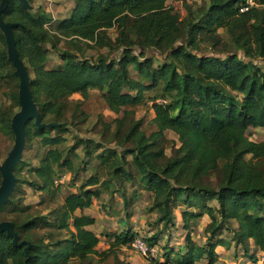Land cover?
<instances>
[{"label":"trees","instance_id":"16d2710c","mask_svg":"<svg viewBox=\"0 0 264 264\" xmlns=\"http://www.w3.org/2000/svg\"><path fill=\"white\" fill-rule=\"evenodd\" d=\"M32 2L6 0L0 9L38 111L23 124L24 146L12 167L15 186L0 203V224L12 229H0V264H132L120 258V247L137 238L158 249L155 256L145 254L149 264H216L217 246L232 243L253 258L251 239L264 250V139L246 136L250 128L264 129V66L256 62L264 61V9L242 11L246 0H208L196 11L185 3L183 24L168 0H73L60 18ZM220 28L236 49L225 55L201 51L200 36ZM61 41L69 46L60 52L63 63L49 68L47 44ZM87 46L107 51L87 56ZM20 83L0 24V101L8 96L0 103V158L15 145L16 135L10 136L20 99L13 90ZM150 110L155 116L148 123L136 118ZM92 122L101 137L76 129ZM166 130L178 135V145ZM93 160L99 171L79 175ZM28 166L32 178L26 182L40 191L39 204L50 207L45 214L20 193L19 172ZM73 171L76 189L58 201L59 180ZM111 185L125 207L150 192L149 209L161 225L139 235L130 223L109 233L108 248L99 250V235L89 227L96 217L84 209ZM181 203L187 230L208 216L203 243L188 233L186 244L176 246L168 237Z\"/></svg>","mask_w":264,"mask_h":264},{"label":"rangeland","instance_id":"374dc122","mask_svg":"<svg viewBox=\"0 0 264 264\" xmlns=\"http://www.w3.org/2000/svg\"><path fill=\"white\" fill-rule=\"evenodd\" d=\"M208 0H168V3L174 7V10L176 13H178L180 20L184 24L186 22V14L187 10L185 8V3H188L191 5L192 10L196 11L199 9V7L205 6L207 4ZM41 5L46 10L48 9L53 17L60 18L64 17L66 15L67 10L72 7L73 0H33L31 3V6H39ZM262 10L261 8L257 7V11L259 12ZM108 35L111 38H114L116 35L115 28H111L108 30ZM200 45H201V51L208 54H218V55H225L228 52L234 51L235 45L231 38V35L228 31L224 28L218 29L215 33L209 34V35H203L200 36ZM47 46L49 47V54H48V67L52 68L55 66H58L60 63H63L62 58L60 57V52L64 50L65 48H69L68 44L65 41H61L57 44V47H53L52 44L48 43ZM107 51L106 48L97 49L94 47H85L84 53L87 56H93L96 57L100 52ZM150 53H154V50H150ZM242 53V52H241ZM160 57V55H158ZM158 61V60H156ZM257 64L260 66H264L263 60H256ZM21 86H17L14 88V93H17L18 95L21 94ZM73 97H81L79 94H75ZM8 101V96H3L0 103H4ZM23 107L21 103L18 105L16 112L20 113L22 111ZM105 113H112L109 109L104 110ZM115 115V114H114ZM155 116V112L153 110L150 111H138L136 113V118H142L144 123H148L153 117ZM95 123L92 122L88 128H84L83 123H79L76 125V129H78L79 133H87V135H93L97 138L101 137L102 135L98 133L95 128ZM166 136L169 139L175 140L176 144H179L178 135L171 131L166 130L165 131ZM67 136L69 139V142L72 144L74 142V136L72 134V130H69L67 132ZM246 136L253 140H263L264 139V129L262 128H250L246 132ZM11 138L15 139V133L13 132L10 136ZM104 138V136H103ZM107 136L103 139L105 140ZM102 140V141H103ZM13 150V146H8L6 148V151L4 152L3 156L0 158V164L5 165V162L7 161L8 157L10 156V153ZM171 150L168 149V152ZM76 161L77 166H81L80 161L78 158H74ZM60 163H65L64 161H61ZM100 162L97 160H93L90 164V167L86 170H79L78 174L83 175L85 174L87 177L91 176L92 174H95L99 171ZM73 172H68L64 177L63 181H59L58 185V195L57 199L58 201H63L66 195L70 192L76 189L71 182H72V174ZM20 178L22 179L20 182L17 181L18 184H20V193L23 197L24 203H31L37 205V207L41 210L42 213H47L50 210V207L47 205H40V191L34 189L29 185V183L26 182V179L32 178V171L31 167L28 166L22 171L19 172ZM79 181H81V177H79ZM24 179V180H23ZM77 181V182H79ZM113 185L110 186V189L104 190L102 188L101 196L94 200V203L91 205V207L84 209L85 212L90 213L96 217V223L89 226L90 228L94 229L97 234L99 235L100 241L98 244V249L103 250L108 248L110 241L109 240V233H115L117 231H120L123 227H128V225L131 223L132 226L139 231V235H142L146 232H152L157 231L160 229L161 224H156V215L157 212L154 210L149 209L150 201H151V194L150 192L143 191L142 196L135 200L130 206L125 207L124 202L122 200V195L118 191H113ZM128 195H130V190L128 191ZM210 203H214V201H210ZM187 208L184 204H180L175 209V213L177 215L176 217V223L177 228H173L170 230V234L168 237H170L171 242L178 246V245H184L187 242V234H190V239L197 242L198 244L203 243L208 234H207V227L208 223L207 220H205L202 217H199L197 219H194L193 222H191L190 229H185L183 227V222L181 218V211L182 209ZM128 214L131 216L129 217ZM127 224H125V222ZM167 233H164V238L167 237ZM151 234V233H149ZM223 235L230 236V232H223ZM135 242V241H134ZM134 242L131 245H123L120 247V253L119 256L124 261H129L132 264H149V258L145 253L142 252L140 248H138ZM164 240L161 239V243H163ZM220 251V248H219ZM222 251V249H221ZM230 256L233 260V264H241V254L238 252L237 254L233 255L230 252ZM254 256L260 259V255L257 256L256 252L254 251ZM263 260V257L260 261ZM258 264H261L260 262Z\"/></svg>","mask_w":264,"mask_h":264},{"label":"water","instance_id":"95a60500","mask_svg":"<svg viewBox=\"0 0 264 264\" xmlns=\"http://www.w3.org/2000/svg\"><path fill=\"white\" fill-rule=\"evenodd\" d=\"M5 4H6V0L3 1V4L0 7V9L3 6H5ZM0 24L7 33L10 55L13 58L15 64L17 65L18 72L21 75L20 86L22 90H21V94L19 95V99L23 107L22 111L20 113H17L13 119V129L16 135L15 145L13 147L12 152L10 153V156L5 162V165H1V169L3 172V176H4L3 184L0 187V203H1L8 198L9 193L15 186V177L12 172V167L20 159L22 149L24 146L25 139H24L23 124L31 116H36L38 118V111L30 96V90H29V84H28L29 78H28L26 68L23 62L17 57V55L14 52L13 40H12L11 32L9 30V24L4 23L1 18H0ZM5 227H8L10 231L12 230L10 224L6 222H3L0 224V229L5 228Z\"/></svg>","mask_w":264,"mask_h":264},{"label":"crops","instance_id":"0c3cea01","mask_svg":"<svg viewBox=\"0 0 264 264\" xmlns=\"http://www.w3.org/2000/svg\"><path fill=\"white\" fill-rule=\"evenodd\" d=\"M182 218V216H181ZM202 218H204L205 220H207V223H209V218L207 215H204L202 216ZM223 236H226V235H223ZM250 246H251V249H250V253H253V256H254V251L256 252L257 256L260 255V259L257 258V257H251L249 254L245 253L240 247H237L235 246L234 243L231 244L230 247H224L222 245H219L217 246V252L219 254V259L218 261L216 262V264H233V260L230 256V252L235 255L237 254L238 252L241 254V264H258L259 262L262 263V261H260L262 259V257L264 258V250H261L259 249L255 243H254V240L251 239L250 240ZM219 248H220V251H219ZM222 249V251H221ZM236 249V253H234V250Z\"/></svg>","mask_w":264,"mask_h":264},{"label":"built area","instance_id":"2783aa9c","mask_svg":"<svg viewBox=\"0 0 264 264\" xmlns=\"http://www.w3.org/2000/svg\"><path fill=\"white\" fill-rule=\"evenodd\" d=\"M247 4L248 5H241V10L242 11H245V10H248L249 6H256L261 8V9H264V2L263 3H257L255 2V0H246ZM158 101L162 102V101H165L164 99H159ZM64 180V177H62L59 181H63ZM134 244L140 248L142 250L143 253L147 254L148 252H150L152 255H157L158 253V249L156 247H148L146 245V243L141 239V238H137L134 242ZM261 264H264V258H263V262Z\"/></svg>","mask_w":264,"mask_h":264}]
</instances>
